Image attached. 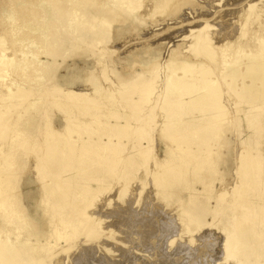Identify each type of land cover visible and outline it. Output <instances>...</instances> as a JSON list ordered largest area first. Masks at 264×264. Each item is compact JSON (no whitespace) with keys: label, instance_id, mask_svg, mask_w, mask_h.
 <instances>
[{"label":"bare ground","instance_id":"obj_1","mask_svg":"<svg viewBox=\"0 0 264 264\" xmlns=\"http://www.w3.org/2000/svg\"><path fill=\"white\" fill-rule=\"evenodd\" d=\"M0 3L4 18L1 30L10 33L11 39L7 45L10 49L16 46L20 52L14 49V53H0V77L8 80L1 82L7 94L0 102V128L11 130L8 134L0 133L4 140L7 138L0 141V264H44L53 253L49 251L51 248L68 251L77 235H99L100 219L93 217L92 212L87 213L84 203L68 208L65 200L85 195L92 189L82 178L86 170H92L88 180L93 181L94 173L113 170L122 161L134 162L145 155L153 147V132L166 138L162 141L164 155L159 160L155 157L149 174L167 189L172 186L178 189L180 184H185L188 190L186 200L179 203V225L194 231L203 224L220 223L216 227L223 234L220 239L223 259L229 256L234 259L233 264H264V179L258 176L264 169L263 161L255 155L246 156L251 149L242 145L237 149L233 164L236 176L232 180L221 188L213 189L210 183H204L202 189L196 186L198 173L207 169L204 166L209 161V143L219 138L222 128L241 126L245 139L252 141L250 132L264 125V15L262 21L257 16L264 6L255 10V0H239L229 20L239 29L230 33L220 30L216 37L209 32L212 27L207 14L176 19L178 13L174 9H181L186 0H147L145 5L141 0H3ZM169 5L172 11L166 16L171 21L174 19L173 22L157 27L163 23V19L157 18L151 23L155 32L151 35H161L157 44L165 47L172 42L163 61H158L155 54L149 57L152 62L142 58L141 71L130 69L127 77L117 80L104 75L103 83L91 80L93 71L87 70L86 77L80 76L77 67L70 68V75H62L59 85H50L43 76L45 67L51 66L50 60L57 55L80 48H89L82 50L81 55L101 56L109 52L103 45L106 31L113 23L126 28L132 21L141 23L145 16L154 18L157 10L162 12ZM141 6L142 12L137 14ZM252 14L256 20L251 21L248 33L247 20L250 22ZM154 27L157 29L153 30ZM245 27L248 36L242 41ZM117 31L113 33L116 35ZM3 39L0 38L1 46ZM99 60L102 61L88 60L81 67L90 69ZM101 69H105L104 64ZM35 82L40 85L29 87ZM51 89L59 97L69 99L57 121L62 127L53 126L43 137L33 135L28 125L17 129L16 122L32 104L36 103L34 110L41 115L48 111L43 104L56 107L62 101L58 96L48 98ZM118 138H130L126 155L117 152ZM20 149L33 151L29 152L34 157L30 168L39 175L41 185L35 188L33 177H27L21 193H16L11 178ZM115 151L114 155L110 154ZM198 192H203V199L196 197ZM21 199L37 220L33 228L31 219L23 216ZM189 202L192 206L184 209V204ZM39 203L46 208L38 213ZM55 236L61 238L59 242Z\"/></svg>","mask_w":264,"mask_h":264},{"label":"rangeland","instance_id":"obj_2","mask_svg":"<svg viewBox=\"0 0 264 264\" xmlns=\"http://www.w3.org/2000/svg\"><path fill=\"white\" fill-rule=\"evenodd\" d=\"M2 1L3 0H0V2ZM146 1L147 0H141V3L145 5ZM255 1V10L261 9V7L264 6V0ZM237 2H239V0H186V5L182 6L179 10H176L175 8L174 13H178L175 14L178 17L176 18L178 20H182L186 15L193 16V14H195L198 16L200 14H207V21L212 27L209 32H212V35H214L215 33L214 36L218 37L220 30L224 33H230L239 29V27L234 23L230 24L229 21L231 18V13H234V11H232L234 9V5L237 4ZM142 6L140 7L137 14H139L141 9L144 7ZM170 6L172 5H169V8L165 7V10L163 9L162 12H159V10H157L158 12L157 14H155L154 18L145 16L146 19L141 21V23H139L138 21L133 23L132 21L130 22L131 24H126V26L130 27H126L127 29L122 28L123 26L125 27V25L123 24L121 27L119 24L113 23L109 31H106L107 33L105 35V43L103 45L107 50H109V52L107 51L101 56L93 54L91 55L89 53V55H81L82 50L85 51L89 48H80L79 50H75L70 54L65 53L57 55L55 58L50 60L51 66L45 67L46 69H44V71L42 72L43 76H45V79L49 80L50 83H48L50 85H59V83L62 82V75H64V77L66 75H70L71 70L74 67H77L78 69L76 70L79 72L80 76L86 77L88 73L87 70H89V73L93 71L92 74L94 76L96 75L95 78H97L98 76L101 78L98 77V79H95L93 75L90 74L91 80L94 79L96 80V83H103L104 75L107 77L109 75L110 79L117 80L118 78L124 79V77H127L128 73L131 71L130 69H132V72L141 71L140 68L144 65V63L142 64L140 62L142 58H148V60L145 61L152 62V60H149V57L155 54V58L158 61H163L165 55L168 53L169 47L172 45V42L169 43L170 45H167L165 47H163V44L162 46L159 43L157 44L156 40L161 37V35L158 34L159 37L151 35L155 33L151 29V23H154L152 21L157 20V18L163 19V23H161L157 27H161V25H164L165 23H172L174 19H172L171 21L170 16H166L169 11H172V8ZM263 15L264 11L259 10L257 13L258 18L261 19ZM255 16V14H252L250 22L249 20H247L248 29L246 27L244 28V32L246 34L249 29L251 30V21L254 22L256 20L255 18H253ZM3 22L4 18H2L1 16L0 9V38H4V41L2 40V46L0 44L2 50H0V53L4 51L5 54H9L11 51H13L14 53L15 50L17 51V53H20L19 49H17L16 46L11 47V49L10 47H8L9 45H7V43L10 44L11 41V39L8 37L10 33L6 32L5 30H1ZM157 27H154L153 30L157 29ZM113 29H116V31L118 30L117 34L119 32L120 35H115L113 32L116 33V31ZM120 29L121 31H119ZM123 29L125 32L123 31ZM120 32L123 34L122 37ZM244 32L241 36L242 41L248 36V34L246 35ZM249 32L250 31H248V33ZM113 34L116 37L113 36ZM3 35L5 36L3 37ZM145 36H149L148 39ZM119 38L121 40H119ZM143 39L146 40L143 41ZM145 41H147L148 44H146L147 42ZM142 43L143 45H145V47L149 45L146 50H143L144 47ZM4 45L6 47H4ZM97 58L101 59L104 62L102 63V61L99 60V63L96 62L95 67H92L93 69L81 67L83 64L88 63V60L95 62ZM41 59H43L42 55ZM123 60L124 63L121 62ZM100 63L104 64L105 69L103 71H101L102 64ZM77 64L80 66H78ZM97 67L98 69L100 67V69L98 70ZM83 72L85 75H83ZM12 77L13 79L15 78L14 76H11V78ZM0 80V86H2V83L4 84L7 78L0 77ZM31 84L35 86L29 85V87L34 88L40 85L36 84V82ZM81 84L82 83H80L79 85ZM87 84H84V86H88ZM3 86L2 88H0V92L1 90L3 92V94L2 92L0 93V102L7 94V88L6 86ZM72 86L75 87L77 85ZM50 91L51 93L47 94L48 98L51 96L59 97V95L53 89H51ZM59 99H61L63 103L61 100L60 103L58 101L56 107L54 105L47 104L46 106V104H43L44 107H48V111L46 112L48 115L47 117H45L46 113H41V115L43 114L44 116L37 114V110H34L36 109L37 105L36 103L32 104L29 109H27L26 112L23 113V116H20V119L16 122V128L18 129L24 127L25 125H28L27 129L31 130L34 133L33 135H37L38 137H43L47 131L51 130V128L53 126H56L57 124L58 126L60 125L59 127L61 128L62 125L57 121L63 114L62 108L65 106L68 98L59 97ZM52 108L54 109V111ZM17 111L19 110L17 109ZM243 130L244 128H241V126L224 127L222 128V131L218 133V135H220L219 138L212 139L210 141L209 146L211 150L207 158L209 161L204 166L207 169H203V172L198 173L200 175L198 183L196 182V186L198 189H202V187H205V185H203L204 183H210L213 189L221 188L227 181L232 180L233 177L236 176L233 164L237 160V149L242 145H245L247 148H249V150L251 149L250 152L246 154V156H258L264 163V125L259 129L250 132V134L252 135V141L245 139ZM8 131L11 130L9 128H0V133L5 132L6 134H8ZM151 134L153 138L151 141V145L153 144V147L150 145V147L152 148L145 155H141L140 157H138L134 162H132L131 160H125L124 162L122 161L121 163H119L118 166L113 169L114 171L108 169L107 171L101 170L98 174L94 173L93 176H95V180L93 181L88 180V177L92 175V170H86L83 173V180L85 179L86 182H89V184L92 186V189H90L85 193V195H82L80 197H69V199L65 200V204L68 208H70L77 206L80 203H84L83 207H85L87 213H93V217L100 219V223L98 224L99 228L97 227L98 230L100 229V234L96 237H89L83 233L77 235L72 240V246L68 251H60L59 249L51 248L49 251L53 253L46 260L47 263L44 262V264H48L49 261V264L234 263V259H232L231 257L228 256L226 260L221 256L222 251L220 239L222 238L223 234L222 231H220L216 227L218 224L220 226V223L217 224L218 221L216 219H214V221L217 225H214L212 223H210V225L203 224L199 228H196L194 231L185 230L184 228H182V225H179V220H177L179 215V205L182 204L181 201L186 200L185 195H187L188 190L186 189L185 184H180L181 186L179 185L178 189L174 186L167 189L163 184L161 185L156 183V177H153L149 174V172L151 171L150 169L152 168L151 165L153 164V160L155 159V157L159 160L164 155L162 141H164L166 138L165 136L156 134V132H153ZM6 139L7 138H5L4 140L2 135L0 136L1 142L6 141ZM117 140L118 143L116 147L119 150L117 152H120L122 155H126L125 150L130 144V138H118ZM33 150L35 151V149ZM19 152L21 153L13 162L15 167L13 168L12 172L14 174L12 176L13 178L11 179H13L15 183L13 186L14 189L17 188L14 191H16V193H21V185L24 184L27 177H33L32 179L35 181L34 184L36 185L35 188L38 189V185H41V181L38 178L39 175L37 176L36 172L34 173V170L30 168V164L34 160V157H32L31 155L33 154H30L29 152L33 153V151L30 149H20ZM115 153L116 151L110 154L114 155ZM211 164L214 166H212ZM211 171L213 172L211 173ZM258 176L263 177L264 179V169L261 173H259ZM185 177L189 179V176L187 174L185 175ZM18 189H20V191ZM202 193L198 192V195L196 194V197L198 196L197 198L203 199L201 195ZM48 200L47 203L50 204V200ZM25 203L26 201L24 199H21L19 204L22 208V211L25 210L23 212V216H25V219H31L30 227L33 228L34 225L37 224V220L32 218L30 211L31 208L28 207ZM192 204V202L185 203L184 209L189 210ZM44 207V204L42 205L39 203V205H37L36 207L37 212L39 213L40 210H42V208ZM37 217L40 218L38 215H36V218ZM42 218H44L43 215ZM207 218L210 219L209 216H207ZM220 222H222V220ZM190 228L192 229V227ZM55 237H52L51 240H53ZM57 239V242H59L61 238H58L57 236L56 240ZM54 241L55 240H53V242Z\"/></svg>","mask_w":264,"mask_h":264}]
</instances>
